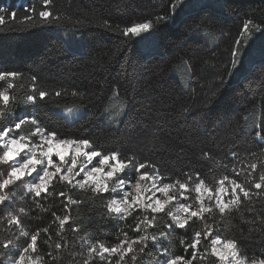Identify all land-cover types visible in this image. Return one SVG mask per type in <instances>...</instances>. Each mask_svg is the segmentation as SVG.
Here are the masks:
<instances>
[{"label":"trees","instance_id":"16d2710c","mask_svg":"<svg viewBox=\"0 0 264 264\" xmlns=\"http://www.w3.org/2000/svg\"><path fill=\"white\" fill-rule=\"evenodd\" d=\"M171 2L55 0L59 22L20 27L23 8L30 0H0V7L18 13L14 21L5 13L6 24L0 28V66L24 73L25 83L29 76L39 74L49 91L65 90L59 97L46 98L37 112L62 133L91 138L102 151L120 149L140 162L147 160L156 165L165 181L183 183L188 179L185 174L192 175L190 189L198 182L197 171L212 189L225 175L247 187L264 172L260 167L264 145L252 135L253 127H261L264 120V32H254L241 45L237 69L228 63L243 22L264 21V0H183L170 12ZM154 16L167 17L154 28L161 50L158 54L146 55L140 47L142 37H124L115 27ZM104 21L113 27H105ZM114 90L127 103L118 124L108 121L106 111ZM68 108L85 111L70 121L62 114ZM203 153H210L211 158L203 159ZM252 163L258 165L255 172L249 167ZM233 168L241 173L239 177ZM53 190L83 202L69 205L66 212L63 198L37 201L16 189L11 206L0 208V242L19 238V246H24L26 238L19 229L12 226L9 230L7 219L14 213L30 235L41 230L37 247L45 264H52L53 256L55 264H83L89 243L98 240L110 247L118 243L122 231L135 235L131 230L137 222L135 216H151L137 212L120 222L105 214L107 196L95 198L59 182ZM20 208L25 212L19 213ZM166 211L172 208L167 206ZM54 214L61 218L70 215L72 221L61 230ZM262 219L264 190L226 215L222 223L216 214L215 223L223 237L239 239L252 258L264 252ZM157 221L167 222L168 217L161 214ZM207 222L213 224L214 220L208 218ZM75 227L80 230L74 232ZM202 227L193 220L187 229L174 231L164 247L172 255L188 258L191 249L185 252L179 241H191L194 231ZM44 228H48L47 235ZM57 242L65 247L55 250ZM207 246L204 241L202 248ZM96 264L102 262L97 258ZM112 264H116L115 256ZM126 264H132L131 260L126 258ZM142 264H154V260L145 257ZM197 264L217 261L204 254Z\"/></svg>","mask_w":264,"mask_h":264},{"label":"snow or ice","instance_id":"6c2138e0","mask_svg":"<svg viewBox=\"0 0 264 264\" xmlns=\"http://www.w3.org/2000/svg\"><path fill=\"white\" fill-rule=\"evenodd\" d=\"M54 3L55 0H30L23 8L25 14L20 17V27L59 22L61 16ZM182 3L183 0H172L168 5L169 11H174ZM5 13L10 21H14L18 15L10 8L0 7V28L6 24ZM166 18L154 16L115 27L124 37H142ZM104 26L113 27L108 21H104ZM254 32H264V21L256 23L252 19L245 20L230 53L228 66L231 69L239 67L241 45L247 43ZM64 91H49L41 84L39 74L29 76L25 83L24 73L0 66V167L7 169L6 177L0 178V208L11 206V188L17 184L24 185L25 191L37 201L41 197L63 198L66 212L69 211V205L83 202L73 199L67 192H55L54 184L59 182L68 185L69 190L90 192L95 198L107 196L105 214L120 222L137 212L151 213V216L134 217L137 222L131 229L135 234L133 236L122 231L118 243L110 247L98 240L89 243L83 264H96L97 258L102 264H112L113 256L116 257V264H126V258L132 264H142L145 257L154 260V264H197L204 254L215 258L217 264H264V252L258 257L249 258L247 251L241 248L240 240L223 237L220 234L222 229L215 223L216 214L222 223L226 215L238 211L245 201L250 202L254 195L260 196L261 190H264V172L260 173L258 182H250L247 187L225 175L217 181L215 191L206 185L199 171L195 172L198 182L191 189L189 184L192 183V175L189 174H185L187 182L174 179L172 183H161L166 177L160 175L155 164L147 160L140 162L135 155H128L120 149L102 151V146L93 139L67 135L43 121L37 114L38 105L53 95L61 96ZM112 100L117 102L110 101L109 108L117 109L116 116H119L126 110L127 103L119 97L117 90L113 91ZM22 107L26 109L23 112L20 111ZM67 111L72 112V109L68 108ZM252 135L259 144L264 145V120L261 121V127H253ZM231 155L235 158L237 153L233 151ZM202 158L208 160L211 154L203 153ZM249 167L255 172L258 165L252 163ZM260 167H264V164ZM233 172L237 177L241 175L235 168ZM133 178L135 183H132ZM146 180L151 182L150 187L144 186ZM226 181L230 185V195L229 188L225 187ZM177 188L179 199L169 194ZM131 190H134V194ZM188 191L196 194L195 207L180 203V199L188 198L185 196ZM157 193L165 199H161ZM226 196L228 199H225ZM172 202H176L177 207L174 211H166V206ZM18 211L24 213L25 209L20 208ZM161 214L168 217L167 222L157 221V216ZM208 218H212L214 223L209 224ZM54 219L59 222L61 230L72 221L70 215L61 218L54 214ZM193 220L199 221L203 225L202 229L194 231L191 241L187 238L179 241L185 252L191 249L190 256L172 255L164 243L170 240L174 231L187 229ZM7 223L9 230L12 226L17 227L20 235L26 239L23 247L19 246V238L0 242V264H40L42 258L34 257L33 254L38 250L41 230L37 229L30 235L16 214H10ZM261 223L264 224V219ZM72 230L75 232L80 229L75 227ZM149 230L157 234H151ZM43 232L47 235L48 228H44ZM204 241L208 242V246L202 248ZM64 247L59 242L55 244V250ZM55 261L56 257L53 256L52 264Z\"/></svg>","mask_w":264,"mask_h":264},{"label":"rangeland","instance_id":"374dc122","mask_svg":"<svg viewBox=\"0 0 264 264\" xmlns=\"http://www.w3.org/2000/svg\"><path fill=\"white\" fill-rule=\"evenodd\" d=\"M255 33H253L252 36ZM140 47L146 55H153V54L160 53L161 50L158 47V38H157V35L155 34L154 30L151 31L150 33H146L142 36V39L140 40ZM111 102L116 103L117 101L112 100ZM71 109H72V112H68L67 109H63L64 112H62V114L64 116H66L70 121H73L74 119H76L77 117L82 115L85 111L84 108H71ZM116 112H117V109L109 108V105H108L107 119L109 122H113V123L117 122L118 118L121 117L123 114V113H121L119 116H116ZM114 116L116 117V119H113ZM53 159L56 160L57 158L54 156ZM6 173H7V169L5 167H0V178L6 177ZM28 182H30V180ZM132 183H135L134 178L132 180ZM161 183H172V181L163 180ZM143 184L145 187H150L151 182L146 180L143 182ZM225 187L229 188V195H230V185L225 182ZM19 188L23 191V193H27L25 191L24 185L17 184L15 187L11 188L12 194H16V189H19ZM215 189H213V191H215ZM131 191L134 194V190H131ZM169 194L170 195H176L179 199V189L178 188L171 191ZM195 195L196 194L192 191L186 192L185 196L188 198L187 199H180V203L192 204L195 207ZM157 196H159L161 199H165V197H163L162 194H160V193H157ZM225 199H228V196H226ZM167 206H170L172 208V211H174L175 208L177 207V204H176V202H172ZM10 214H14V213H9V215ZM37 249H38V247H37ZM38 251H39V249L37 250L36 253L33 254V256L34 257L39 256L42 258V256L38 254ZM40 264H45L43 261V258L41 259Z\"/></svg>","mask_w":264,"mask_h":264}]
</instances>
